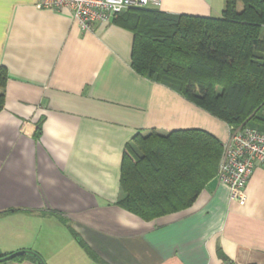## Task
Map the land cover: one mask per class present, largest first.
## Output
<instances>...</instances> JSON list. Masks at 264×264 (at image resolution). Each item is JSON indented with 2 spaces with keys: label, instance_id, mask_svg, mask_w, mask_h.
<instances>
[{
  "label": "crops",
  "instance_id": "0c3cea01",
  "mask_svg": "<svg viewBox=\"0 0 264 264\" xmlns=\"http://www.w3.org/2000/svg\"><path fill=\"white\" fill-rule=\"evenodd\" d=\"M36 2L0 0V264H264L263 166L243 203L214 179L191 207L149 222L117 206L136 133L200 129L223 142L228 127L137 75L128 30L83 31L68 9ZM223 7L162 0L158 10L218 18ZM21 251L30 257L12 259Z\"/></svg>",
  "mask_w": 264,
  "mask_h": 264
},
{
  "label": "trees",
  "instance_id": "16d2710c",
  "mask_svg": "<svg viewBox=\"0 0 264 264\" xmlns=\"http://www.w3.org/2000/svg\"><path fill=\"white\" fill-rule=\"evenodd\" d=\"M112 22L132 34L137 75L227 127L264 132V0H224L218 18L141 8ZM6 80L0 66V111ZM221 153L222 142L200 129L136 133L122 154L117 206L145 222L186 210L215 179Z\"/></svg>",
  "mask_w": 264,
  "mask_h": 264
},
{
  "label": "built area",
  "instance_id": "2783aa9c",
  "mask_svg": "<svg viewBox=\"0 0 264 264\" xmlns=\"http://www.w3.org/2000/svg\"><path fill=\"white\" fill-rule=\"evenodd\" d=\"M162 0H37L39 9H68L83 31L96 22H111L122 12L158 9ZM257 166L264 167V132L249 127H228L215 180L226 186L229 200L243 203L244 188Z\"/></svg>",
  "mask_w": 264,
  "mask_h": 264
}]
</instances>
